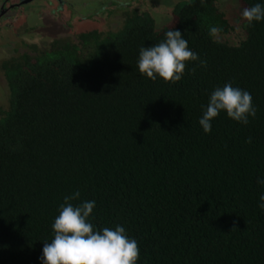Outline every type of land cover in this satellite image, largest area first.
I'll return each instance as SVG.
<instances>
[{
	"label": "trees",
	"instance_id": "16d2710c",
	"mask_svg": "<svg viewBox=\"0 0 264 264\" xmlns=\"http://www.w3.org/2000/svg\"><path fill=\"white\" fill-rule=\"evenodd\" d=\"M218 1H181L163 28L127 10L117 30L2 62L0 264H42L64 197L77 191L74 206L96 202V230L119 225L137 241L136 264H264V20H242V41L221 42L233 26ZM170 29L207 64L186 62L176 83L152 81L138 70L140 49ZM229 82L251 94L256 116L244 125L222 111L205 133L210 95Z\"/></svg>",
	"mask_w": 264,
	"mask_h": 264
},
{
	"label": "clouds",
	"instance_id": "9594fccd",
	"mask_svg": "<svg viewBox=\"0 0 264 264\" xmlns=\"http://www.w3.org/2000/svg\"><path fill=\"white\" fill-rule=\"evenodd\" d=\"M241 17L249 25L254 21H262L264 6L257 3L245 7ZM220 31L217 26L209 29L212 36ZM198 60L199 66H206L207 62L200 60L189 49L188 41L181 32L170 29L163 41L140 49L137 66L140 74L152 81L159 77L165 83H176L184 74L186 62ZM192 71L195 72V69ZM222 111L233 121L247 125L250 117L255 118L257 110L253 106L251 94L229 82L210 95L206 110L199 119V125L205 133L211 131V121ZM251 141L249 137L247 142ZM257 183L264 184V181L258 179ZM79 197V191L64 197V203L52 225L54 237L50 242H44L42 264H136L140 254L137 241L129 239L125 228L119 225L115 230L108 227L96 230L89 222L96 202L84 201L74 206L72 201ZM259 201L258 206L264 210V194L259 196Z\"/></svg>",
	"mask_w": 264,
	"mask_h": 264
},
{
	"label": "rangeland",
	"instance_id": "374dc122",
	"mask_svg": "<svg viewBox=\"0 0 264 264\" xmlns=\"http://www.w3.org/2000/svg\"><path fill=\"white\" fill-rule=\"evenodd\" d=\"M3 0H0V2ZM77 10L70 11V17L67 20L54 22L50 21L45 13L47 7L41 6L36 9L38 17L32 18L27 23H19L15 27V32L11 35L5 34L0 38V58H7L6 53L10 51L11 42L19 33V43H15L16 47H23L26 44L22 43V38L26 36L33 38L36 35H41V38L34 37L33 39L42 46H48L52 40L62 37H74L75 33L87 30H100L108 32L117 30L122 26L126 9H138L141 12H149L156 20L157 27L163 28L169 25L172 21V10L174 6L184 0H71ZM38 4V3H36ZM219 8L226 14L228 20L233 26V30L229 34L219 35L217 38L221 42L230 45H237L243 39V27L241 13L243 7L230 0H219ZM122 7V8H121ZM88 9L89 12L83 10ZM101 11L100 14H98ZM106 11V12H104ZM93 14L88 21L84 22L89 13ZM56 15V13H54ZM91 16V15H90ZM53 17V16H52ZM42 18V19H39ZM14 27V26H13ZM78 27V30H74ZM42 31V32H40ZM22 43V44H21ZM16 51V50H15ZM14 53V52H13ZM16 54V53H15ZM0 59V64H1ZM8 105V89L6 80L0 67V108H6Z\"/></svg>",
	"mask_w": 264,
	"mask_h": 264
},
{
	"label": "flooded vegetation",
	"instance_id": "af4514ba",
	"mask_svg": "<svg viewBox=\"0 0 264 264\" xmlns=\"http://www.w3.org/2000/svg\"><path fill=\"white\" fill-rule=\"evenodd\" d=\"M41 6L47 7L45 13L48 15L49 19H51L50 21H54V22L67 20L70 17V11L77 10L76 8H74L75 4L71 0H3L0 2V38L3 35L5 36V34L11 35L12 32H15L16 30L15 27L17 24L27 23L32 18L38 17V13L36 9ZM125 9L126 11L132 10L127 8ZM83 11L89 12L88 9ZM54 13H56V15H54ZM100 13L101 11L98 14ZM89 14L91 16L87 15L85 19H82L84 22L88 21V19L93 16L91 12ZM74 30H78V27H75ZM79 33L80 32L75 33V36H77ZM34 37L41 38V35H36ZM19 38H20V34L18 33L15 36V39L10 43L11 44V48L9 49L10 51L6 53L9 56L7 58H5V56H3L2 59L0 58L1 64L2 62L11 58L12 56L28 51L31 45L36 44L39 45L40 47L42 46L40 45L39 42L31 38L30 36H26V39L22 38V43L25 41L26 44H23V47H16L17 45H15V43H19Z\"/></svg>",
	"mask_w": 264,
	"mask_h": 264
}]
</instances>
